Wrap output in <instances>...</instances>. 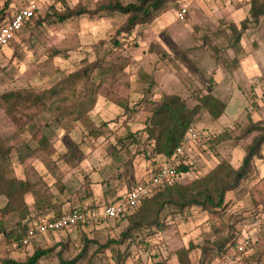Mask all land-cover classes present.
Wrapping results in <instances>:
<instances>
[{"label": "rangeland", "instance_id": "rangeland-1", "mask_svg": "<svg viewBox=\"0 0 264 264\" xmlns=\"http://www.w3.org/2000/svg\"><path fill=\"white\" fill-rule=\"evenodd\" d=\"M26 1L0 0V11ZM108 1L68 0L55 11L43 6L0 53V141L11 159L0 170L32 185L24 209L4 217L14 233L0 234V264L24 261L39 249L49 250L39 264H264L262 232L244 252L236 251L264 218V145L224 209L165 210L160 226L127 238L128 219L121 217L19 245L22 224L46 216L44 210L119 202L150 176L159 157L153 160L146 127L166 95L181 96L188 107L203 94L227 104L219 119L205 110L196 117L193 125L210 138L183 157L190 170L177 178L182 184L223 160L238 168L258 134L250 127L264 122V16L239 38L231 29L247 20L251 0H179L129 31L126 15L98 11ZM78 4L88 13L58 20L56 14ZM54 87L59 91L51 96ZM130 134L138 143L122 146ZM44 136L46 149L39 144ZM5 203L0 195V210ZM82 252L86 258L77 259Z\"/></svg>", "mask_w": 264, "mask_h": 264}, {"label": "trees", "instance_id": "trees-1", "mask_svg": "<svg viewBox=\"0 0 264 264\" xmlns=\"http://www.w3.org/2000/svg\"><path fill=\"white\" fill-rule=\"evenodd\" d=\"M68 0H61L59 3L66 5ZM179 0H110L105 2L99 9V12L106 11L110 14L119 13L127 16V27L125 31L138 24L147 23L156 17L167 12L171 7H177ZM57 3L48 7V10H54ZM11 10L6 12L5 9L0 11V25L10 16ZM88 13L81 5L70 9L68 6L62 14H56L59 21L63 22L70 17L79 16ZM264 16V0H251L249 17L243 21L241 28L232 26V31L239 38L241 31L246 30L248 23H257L260 17ZM34 19V18H33ZM32 19V20H33ZM29 23V22H28ZM27 23V24H28ZM95 65V64H94ZM88 73V70H84ZM57 88H51L48 94L55 95L58 93ZM40 101H45V94L38 96ZM95 99H92V105ZM227 104L212 94L198 95L197 103L193 107H188L186 100L179 95H166L159 102L150 118L146 127L147 139L151 142V154L154 157H165L171 159L177 147L183 141L188 128L194 123L196 117L203 110L207 111L213 119H219ZM251 131H256L258 134L246 148V154L238 168H234L229 162L223 160L218 165L205 174L188 184L176 182L173 185L167 186L159 192L143 199L140 204L132 211L119 216L118 218H127L129 227L127 232H123L124 237H128V232L134 233L141 230H149L153 226H160V218L163 211L181 212L186 208L199 207L203 210L208 209H224L228 204L226 196L229 192H233L240 188L241 183L250 174L253 163L256 159L262 156V147L264 145V122L256 126L250 127ZM139 138L130 134L125 140H120L122 146H130L138 143ZM47 138H41L39 144L41 148L46 149ZM117 157V153L114 154ZM179 164L177 165L178 177L187 173L190 170V164L184 161L183 157H178ZM154 160L153 165L156 167L157 161ZM9 151L4 148L0 141V166L9 165ZM155 170V168H154ZM151 171V174L153 171ZM150 174V175H151ZM177 177V178H178ZM32 185L29 180L15 177H8L6 172L0 170V195L5 196L6 203L1 208L0 218V234L5 237H13V231H8L4 217L11 213L21 211L26 206L25 196L30 193ZM109 203H113L109 202ZM264 219V218H263ZM30 225L29 220L22 224L23 236L27 227ZM79 227V226H78ZM77 228V227H76ZM68 230V229H67ZM22 234L15 237L20 246H23L21 239ZM231 236V235H230ZM232 236L223 239L218 243V249L223 251L225 245L231 240ZM103 247V246H101ZM107 247V246H104ZM49 250H36L32 255L28 256L24 261L18 260H3L1 264H39V262L48 254ZM86 258V252H82L77 259ZM88 264H92L88 261ZM159 264V263H156Z\"/></svg>", "mask_w": 264, "mask_h": 264}, {"label": "built area", "instance_id": "built-area-1", "mask_svg": "<svg viewBox=\"0 0 264 264\" xmlns=\"http://www.w3.org/2000/svg\"><path fill=\"white\" fill-rule=\"evenodd\" d=\"M61 0H28L22 5L12 9L11 14L0 25V53L8 47L16 38L24 26L30 22L43 6H50L59 3ZM186 10L183 9L178 17L183 20ZM210 138L207 132H201L193 124L188 128L181 144L177 147L174 156L165 158L157 162L153 173L136 183L124 198L119 202H113L98 209L76 207L64 211L51 218H42L31 223L21 239L23 246H29L38 236L48 232H59L78 226H92L105 219H115L135 209L140 202L159 192L167 186L173 185L178 177L177 165L178 157H185L191 147L198 142L206 141ZM264 233V219L257 223L254 232L247 236L236 246L237 252H244L251 244V237L255 234Z\"/></svg>", "mask_w": 264, "mask_h": 264}, {"label": "crops", "instance_id": "crops-1", "mask_svg": "<svg viewBox=\"0 0 264 264\" xmlns=\"http://www.w3.org/2000/svg\"><path fill=\"white\" fill-rule=\"evenodd\" d=\"M25 27V26H24ZM162 161L163 160V157H159L158 158V161ZM67 205V204H66ZM96 207V209H98V208H100V206L99 205H95ZM79 207V206H78ZM39 208H40V206H39ZM72 208H76V207H71V206H67V207H65V208H63V210H60V211H57L56 213L54 212V213H50V211H49V208L48 209H46V210H44V212H42V213H44L43 215H46V216H42V217H40L39 216V218H37L36 219V217L35 218H33V219H29V223L31 224V223H33V222H37L39 219H42V218H44V219H46V218H51V217H54V216H57V215H59L60 213H62V212H64V211H68V210H70V209H72ZM81 208H89V206L87 207V206H85V207H81ZM91 208V207H90ZM45 213H48V214H45ZM76 228V227H75ZM75 228H71V229H68V230H73V229H75ZM65 231V230H64ZM59 232H61V231H59ZM55 233H57V232H55ZM54 232H48L47 234H55ZM47 234H44V235H40V236H38L37 237V239L39 238V237H43V236H45V235H47ZM36 239V240H37Z\"/></svg>", "mask_w": 264, "mask_h": 264}]
</instances>
